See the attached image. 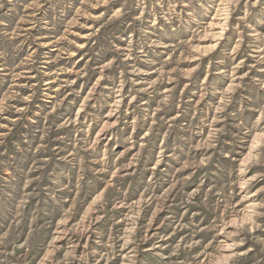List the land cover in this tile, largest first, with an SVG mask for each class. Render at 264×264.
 <instances>
[{
	"label": "rangeland",
	"instance_id": "1",
	"mask_svg": "<svg viewBox=\"0 0 264 264\" xmlns=\"http://www.w3.org/2000/svg\"><path fill=\"white\" fill-rule=\"evenodd\" d=\"M0 264H264V0H0Z\"/></svg>",
	"mask_w": 264,
	"mask_h": 264
}]
</instances>
